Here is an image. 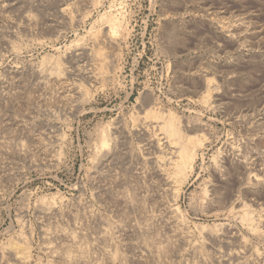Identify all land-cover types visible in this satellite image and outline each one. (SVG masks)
I'll return each mask as SVG.
<instances>
[{
  "label": "rangeland",
  "instance_id": "374dc122",
  "mask_svg": "<svg viewBox=\"0 0 264 264\" xmlns=\"http://www.w3.org/2000/svg\"><path fill=\"white\" fill-rule=\"evenodd\" d=\"M170 113L207 137L178 194ZM74 242L87 264H264V0H0V264Z\"/></svg>",
  "mask_w": 264,
  "mask_h": 264
},
{
  "label": "bare ground",
  "instance_id": "6f19581e",
  "mask_svg": "<svg viewBox=\"0 0 264 264\" xmlns=\"http://www.w3.org/2000/svg\"><path fill=\"white\" fill-rule=\"evenodd\" d=\"M56 65H57L56 67L58 68L60 62L58 61ZM102 65L103 64H100L99 66L100 72L105 69V67H103L104 65L103 66ZM208 96L209 95L206 94L205 98H208ZM148 115L157 118L161 117V114L158 111H155V109L154 110L150 109L148 111ZM180 123L181 121L177 117V115L175 113H170L167 117L163 118V122L159 127V129L164 134V137L167 138L166 143L169 146L175 147V150L172 152V155L170 157L166 159L165 156H163L162 154L161 158L165 160L164 163L162 164V167L164 168L163 170L167 171V173L171 176V178L175 183L174 192H176V194H178L181 185L184 182H186V180L192 173L194 167V161L198 155V151L200 148H202L205 145V141L207 140L205 134H199V133L195 135L188 134L186 131L183 130L184 128H182ZM157 137H158L159 145L163 146L164 142H161V138L159 137V134H157ZM108 139L109 138L106 137L105 135L104 142L108 143ZM176 209L178 210V207ZM241 219L244 221V223L250 226V228H252L253 231H259L258 222L256 221L255 216H253V211L250 208L244 209L242 211ZM69 237H71V239L73 238V240L77 238V237L75 238L74 234L72 235L70 234ZM148 241L149 240H147V242ZM10 243L18 253H21L22 258H27L29 256V249L26 243H18L16 241H12ZM75 243L76 242L72 244H67V243L65 245L63 244L64 245L62 249L63 252L61 253V256L59 255V257H62L61 259L64 261L63 263L66 264H77L80 261H82L83 263L86 262L87 264V262L90 260L91 257L89 256L90 253L88 255L86 251L87 249L85 250L86 245L83 247L79 244L75 245ZM114 252L110 253L108 251V253H110L109 257H111L112 261L115 260L118 255V254L116 255L117 252L116 253Z\"/></svg>",
  "mask_w": 264,
  "mask_h": 264
}]
</instances>
